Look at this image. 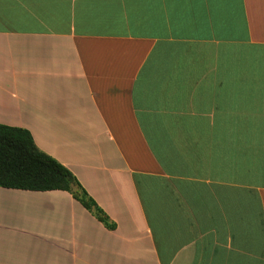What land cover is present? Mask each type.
<instances>
[{"label":"crops","instance_id":"crops-1","mask_svg":"<svg viewBox=\"0 0 264 264\" xmlns=\"http://www.w3.org/2000/svg\"><path fill=\"white\" fill-rule=\"evenodd\" d=\"M0 125L101 212L0 187V264H264V0H0Z\"/></svg>","mask_w":264,"mask_h":264},{"label":"trees","instance_id":"trees-1","mask_svg":"<svg viewBox=\"0 0 264 264\" xmlns=\"http://www.w3.org/2000/svg\"><path fill=\"white\" fill-rule=\"evenodd\" d=\"M0 187L28 191L72 192L87 209L95 203L63 165L39 151L30 133L21 128L0 125ZM79 190V191H78Z\"/></svg>","mask_w":264,"mask_h":264}]
</instances>
